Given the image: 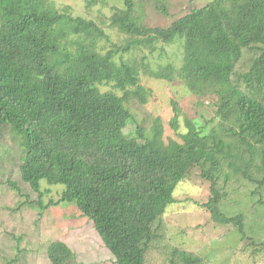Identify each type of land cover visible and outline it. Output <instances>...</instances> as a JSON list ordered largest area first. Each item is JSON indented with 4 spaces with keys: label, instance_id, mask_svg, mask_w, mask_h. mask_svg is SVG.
Wrapping results in <instances>:
<instances>
[{
    "label": "trees",
    "instance_id": "obj_1",
    "mask_svg": "<svg viewBox=\"0 0 264 264\" xmlns=\"http://www.w3.org/2000/svg\"><path fill=\"white\" fill-rule=\"evenodd\" d=\"M117 1L124 9L114 8L109 28L125 36L121 43L96 20L59 12L50 0H0V131L19 142L22 180L43 210L77 206L115 264H146L177 186L196 168L212 183L206 207L213 220L234 224L244 237L243 215L228 218L220 210L225 192L217 177L228 159L233 174L264 187V0H214L167 28L136 15L144 0ZM177 42L184 46L179 75L172 63L150 70L147 53L135 55ZM143 75L168 82L180 76L195 93L218 94L217 115L238 132L218 136L206 131L211 122L188 123L182 143H166L161 118L147 132L128 107L133 99L148 103ZM174 112L177 131L176 103ZM236 138L245 146L242 158L232 149ZM42 181L63 186L61 198L44 206ZM174 253L185 264L203 262L186 250ZM48 257L66 264L74 253L55 242Z\"/></svg>",
    "mask_w": 264,
    "mask_h": 264
},
{
    "label": "rangeland",
    "instance_id": "obj_2",
    "mask_svg": "<svg viewBox=\"0 0 264 264\" xmlns=\"http://www.w3.org/2000/svg\"><path fill=\"white\" fill-rule=\"evenodd\" d=\"M94 1L50 0L59 12H66L68 8L75 17L96 20L105 28L111 42L121 43L125 36L109 28V19L115 7L124 9V2ZM213 1L144 0L137 5L136 15L148 26L167 28L194 9L203 8ZM164 7L167 12L162 11ZM106 46L110 48L111 45L108 43ZM183 47L181 42L158 44L154 53L146 50L135 55L141 60L147 53L150 70L172 63L179 75L183 68ZM242 64H248L247 59ZM244 70L242 67L240 72ZM142 85L150 90L148 103L143 105L133 99L128 107L137 125H142L147 132L155 119L161 118L166 143L171 140L182 143L181 135L188 132V123L205 127L207 122H211L206 131L211 133L214 130L218 136L239 130L217 115L218 94L208 90L195 93L180 76L176 81L168 82L143 75ZM112 89V86L102 87V91ZM118 95L122 93L118 92ZM174 103L179 108L177 131L173 128ZM135 129L136 125L129 126L126 134L133 133ZM231 141L234 154L242 158L245 146L237 138ZM21 159L19 142L13 140L9 130L0 131V264H52L48 248L55 242H64L73 251L74 257L66 264H115L113 254L100 239L94 223L84 217L77 206L64 203L41 209L39 194L22 180ZM230 161L226 160L222 173L217 177L220 193L225 192L220 210L228 218L243 215L244 237L234 224L221 225L213 220L206 207L212 198V183L204 179L200 169L196 168L177 186L175 202L168 206L163 216V222L156 231L157 238L146 254V264H172V261L185 264L175 255L176 249L200 257L203 261L200 264H264V204L259 203L264 201V187L258 188V183L245 179L242 173L233 174L228 165ZM236 162L242 165L241 159ZM258 175L254 177H263V174ZM41 184L44 206L61 198L63 186H51L45 181ZM257 190L260 193L255 194Z\"/></svg>",
    "mask_w": 264,
    "mask_h": 264
}]
</instances>
